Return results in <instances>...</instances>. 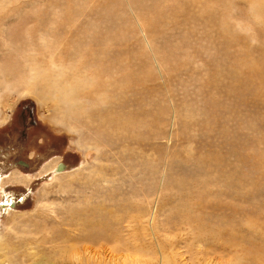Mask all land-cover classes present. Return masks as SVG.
<instances>
[{"label":"rangeland","instance_id":"1","mask_svg":"<svg viewBox=\"0 0 264 264\" xmlns=\"http://www.w3.org/2000/svg\"><path fill=\"white\" fill-rule=\"evenodd\" d=\"M0 264H264V0H0Z\"/></svg>","mask_w":264,"mask_h":264},{"label":"bare ground","instance_id":"2","mask_svg":"<svg viewBox=\"0 0 264 264\" xmlns=\"http://www.w3.org/2000/svg\"><path fill=\"white\" fill-rule=\"evenodd\" d=\"M248 66V65H247ZM255 67H257L256 65H255ZM255 70V69H254ZM53 78V77H52ZM50 79V78H49ZM56 79V78H55ZM55 79H53V80H55ZM57 80V79H56ZM46 81L47 82H49V83H51L52 81H50V80H48V79H46ZM60 81V80H59ZM48 83V84H49ZM52 83H54V82H52ZM56 83V82H55ZM66 83V82H65ZM47 85V84H46ZM56 85V84H55ZM57 86V85H56ZM52 87H53V85H52ZM69 88V87H68ZM51 91V90H50ZM60 92V91H59ZM49 94V93H48ZM56 95V94H55ZM60 95V94H59ZM61 97V96H60ZM52 98V97H51ZM57 98V97H56ZM73 101H75L74 99H72ZM20 164V163H19ZM25 167V166H24ZM65 169V167H64V165L62 164V163H60L58 166H57V168H56V171L57 172H60V171H62V170H64ZM8 200V199H7ZM9 203V202H8ZM8 205H10V203L8 204ZM14 206V203H12V207ZM3 207H5V206H3ZM99 232V231H98ZM108 232V231H107ZM113 233V232H112ZM107 233H105V235H106ZM88 238H90V237H88ZM87 238V239H88ZM98 238V237H97ZM112 238H113V236H112ZM14 240V239H13ZM101 240V239H100ZM98 243V242H97ZM86 249V248H85ZM6 257V256H5ZM5 257H3V258H5ZM9 260V259H8ZM12 263V262H11Z\"/></svg>","mask_w":264,"mask_h":264},{"label":"water","instance_id":"3","mask_svg":"<svg viewBox=\"0 0 264 264\" xmlns=\"http://www.w3.org/2000/svg\"><path fill=\"white\" fill-rule=\"evenodd\" d=\"M21 165H25L23 162H19Z\"/></svg>","mask_w":264,"mask_h":264}]
</instances>
